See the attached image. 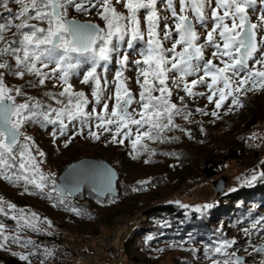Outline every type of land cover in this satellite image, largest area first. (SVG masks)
I'll list each match as a JSON object with an SVG mask.
<instances>
[{"label":"snow or ice","instance_id":"6c2138e0","mask_svg":"<svg viewBox=\"0 0 264 264\" xmlns=\"http://www.w3.org/2000/svg\"><path fill=\"white\" fill-rule=\"evenodd\" d=\"M10 3L17 5L18 11L13 12ZM160 4L170 15L161 14ZM178 6L179 10L176 0H0V9L9 13L8 21L0 23V42H3L0 47V176L10 184L23 182L25 192H29L31 185L34 191L29 194H45L52 199L51 193L45 192L50 176L41 171L43 161L37 159L45 153L21 131L30 122L58 124L61 136L67 134L72 124L75 132L65 141V147L75 135H84L86 128L87 136L93 140H100L105 132L111 134V143L123 144L129 139L133 159L148 153L149 159L144 163H150L156 153L145 141L165 142L170 139L163 135L165 130L179 127L174 117L188 119L190 115L185 114L184 96L179 97L180 105L173 102V89L195 97L205 95L194 91L204 86L210 93L208 102L214 103L216 109L231 97L229 111L231 106L243 107L241 95L264 91V0H178ZM92 10H96L103 26L69 19L70 11L87 15ZM197 26L206 33L202 43ZM13 28L15 31H11ZM5 31H10L13 39L7 40ZM165 42H170L171 47H166ZM125 44L128 50L143 45L138 52L140 59L131 61L136 66L139 99L132 94L124 75L130 61V53L122 51ZM209 48L211 55L206 58ZM113 61L118 68L109 81L107 73ZM6 75L20 79L34 76L36 82L29 81V87L57 81L53 87L58 86L59 92L45 95L61 106H45L27 96L23 89L9 87ZM73 77L91 88V101L84 91L74 88ZM110 85L114 91L105 98ZM17 97H25L24 102L18 103ZM109 101L113 102L111 110ZM93 102L100 106V111L95 106L92 111H86ZM197 111L208 115L202 109ZM211 115L218 116V112L212 111ZM93 120L96 130H92ZM74 121L79 123V128ZM132 126H135L134 132ZM257 180H264V172H253L244 183ZM51 183L52 191L63 203V190L55 187V181ZM5 204L16 210V205L0 197V213L4 212ZM212 207L206 204L196 211L204 212ZM18 211L20 215L12 217L17 221L16 234H6L5 224L0 223V250H8L9 243L24 248L33 244L31 240L22 241L18 232L26 227L38 230L37 214L31 213L32 219H29L23 209ZM71 211L83 214L80 209ZM258 225L264 231V217L243 229L244 234L251 236L252 229ZM236 243L235 239L218 240L216 246L205 248V257L211 264H246L245 258L237 256L235 251L228 252ZM253 252L264 254V247L253 246ZM12 255L31 264L29 256L35 253L12 252ZM217 256L222 258H214ZM260 264H264V259Z\"/></svg>","mask_w":264,"mask_h":264},{"label":"trees","instance_id":"16d2710c","mask_svg":"<svg viewBox=\"0 0 264 264\" xmlns=\"http://www.w3.org/2000/svg\"><path fill=\"white\" fill-rule=\"evenodd\" d=\"M8 19L9 16L7 17L6 22ZM5 32L8 33L9 31ZM6 33H4V35ZM8 59L10 62H13L10 57ZM111 66L113 65H109V68ZM86 67L87 66H85L81 72L86 70ZM29 81L36 82V78L34 76H26L24 79H20L11 75H6L5 77V82L9 87H19L23 89L27 96L34 97L36 100L41 101L43 105H51L54 108L61 106L56 104L55 100L45 95L46 92H59L60 88H58V86L56 87L58 90L53 87L55 83L58 84L57 81H46L44 86L38 85L37 87H29ZM256 92L262 91L248 92L246 95L240 96L243 105L246 106L250 104L253 106V109H251L250 116L245 124L242 125V127L233 130L235 138H229L230 142L222 147V149L216 154L211 155L206 152L200 156H195L194 153L189 149L187 150L185 145L183 146L182 144V142L192 143V141L196 140L194 144L199 145L211 137L209 134L210 131L198 129V125L195 128H192L198 123V118L203 116L202 112L197 111L194 107L191 108V111L186 108L185 114H190L188 115V119H183L181 116L174 117V123L179 127L172 128L170 131L165 130L163 133L165 137L170 139L163 143L160 141H145L150 149H155L156 154L151 157L152 162L150 163H144L145 160L149 159L148 153H143L137 158L142 160L141 162L143 166L152 167L150 170H147L148 173L145 174V176L150 175L151 177L147 179V183L143 184L138 182V177H126L122 181L123 189L121 191L123 192V195L127 194V197H136V201L138 202H142V200H139L140 195L152 191L153 196L151 195L150 197H153L154 201L151 200L153 202H151L150 205H148V208L144 211L145 219L144 222H142L143 225L137 229H132V232L122 241L121 251L128 259L126 264H162L160 261L165 254L171 255V260L165 264H211V261L205 257V248L207 246H216L217 241L221 239H235L237 241L232 248L228 249L229 253L235 251L237 255L242 252L241 249L243 247H241L242 244L240 243L245 238H249V236L244 234V228H241L242 225L246 224L248 228H250L251 223L254 220L259 219L257 217L264 216L263 211H260V207L264 204V180H257L252 184H244L234 190L228 191L227 193H222L217 197L216 201L211 204L213 207L204 212L187 210L185 207H181L176 203L162 200V196L159 194L157 188L169 182L167 181V177L169 176L170 171H183L181 176H178L179 174L175 173V177L171 180H176L175 184L180 185V183L183 184L187 181L188 175H191L196 180L200 176L207 178L215 176V174L222 169L224 162L227 160L233 159L237 161L240 160L241 162L243 140L245 138L246 140H250L251 137L249 134L253 127L258 123H264V107L260 104L257 105L256 103L248 101L250 96L258 94ZM197 97L198 96L192 97L194 98V104L196 103ZM24 100L25 97H17L18 103H23ZM213 105L215 104L213 103ZM203 112L208 113V110L205 109ZM90 123L92 125V130H95L94 125L96 121L93 120ZM73 124H75L77 128L80 127L79 123L76 121H74ZM132 127L134 132L135 126ZM26 129L27 131L29 129L32 132L31 136L33 140L38 143L36 148L43 151L46 156L48 149L43 144V140L46 141V137L44 138L42 135L44 133H49L50 131L52 134L54 132L59 133V125L30 122L26 124ZM74 132L75 129L72 127V124H70L67 134L59 136L60 138H63V140H58V138L55 142L65 145V141L69 136L73 135ZM119 138L120 137L117 139ZM111 139V134L105 132L100 140H93L87 136L86 128L85 134L75 135L72 142L68 144V147H72L76 144L75 142L78 141L88 142L84 149L85 152L89 151V153H93V155L105 157L117 165V167L120 165L117 163L118 158L126 157L129 160L137 159H133L134 153L129 139H125L123 144L111 143ZM178 140H180V143H178ZM55 144L56 146L54 145L55 147L51 148L52 151H55L58 148V144ZM111 147L112 149L110 150L109 155H106V152H108ZM252 148L254 151V160L255 157L259 156V153L256 151V146ZM215 151L216 150L213 152ZM164 153H168V155H164ZM79 154L80 153L78 152L74 153L72 159L79 157ZM131 162L133 163L134 161ZM258 163L260 164L261 172H264V155L263 158L258 160ZM119 175L120 178L125 176L122 172H120ZM3 188L13 191L12 194L10 192L6 194L3 191ZM52 188L53 185L50 181L48 187L45 189L46 193H51L52 199H49L45 194H29L34 191L31 185H29V192H25L23 182L19 185L10 184L0 176V197L8 203L23 206L26 210L33 208L34 211L38 212L41 216L47 215V211L50 208L57 212L64 209H70L71 211V206H69L70 208L68 207L70 198L63 197V203H60V197L57 196L55 191H52ZM134 189L136 190L134 191ZM121 197L122 194L119 193L116 197L106 196L104 199H101L91 193L89 189L85 188L78 196V198H81V202L77 204L79 209L85 214L84 220H87V223H90L92 217L98 218V215H96L98 206H105L107 208L113 207L114 203H120ZM87 199L89 200L88 203L86 202ZM82 200L84 203H82ZM37 202L43 204L42 208L35 206ZM70 205H72V203ZM74 206L77 207L75 204ZM3 207L4 212L0 213V223L5 224L7 233L9 234L10 231L17 230V221L12 219V217L14 215H19L16 214L13 209H9L6 204L3 205ZM124 207L126 208L119 209V207H113L111 218L118 217L123 214L124 211L133 209V207ZM5 213L7 214L5 215ZM126 213L129 212L126 211ZM58 226L62 225L60 224ZM233 228L235 233L231 235L229 232ZM94 229L96 228H93L92 226L87 235H92ZM256 229H252V235ZM19 231L21 232V230ZM42 237L48 238L49 236L46 237L42 235ZM9 245L14 246L13 243H9ZM214 258L222 257L217 256ZM262 259H264L263 254L260 260ZM255 263L259 264L257 261H255ZM0 264H28V262L21 261L18 256H13L12 252L8 250H0Z\"/></svg>","mask_w":264,"mask_h":264},{"label":"rangeland","instance_id":"374dc122","mask_svg":"<svg viewBox=\"0 0 264 264\" xmlns=\"http://www.w3.org/2000/svg\"><path fill=\"white\" fill-rule=\"evenodd\" d=\"M11 6L12 3H10V7ZM117 7L118 10L123 11L122 7ZM12 9L13 11L17 10V8ZM69 16L73 17V19L76 18L77 20L81 21H83L82 19H86V21H93L95 23L97 22L100 25H103V22L96 15V10H92L87 15L76 13L75 11H70ZM251 18L253 22H255L256 16L253 15ZM209 27H211V25H209ZM11 31H15V29L13 28ZM197 31L201 34V37L203 39V36L206 34L205 30L198 26ZM4 36L7 40L13 39L10 31ZM165 46L171 47V43L165 42ZM0 47H3V42H0ZM141 47H143V45L139 44V46H137L135 50H128L126 49V44L122 46V51L127 50L130 53L129 65L125 70L124 75L128 78L127 85L131 89L132 94L136 97V99H139L140 88L139 85L135 83L137 77L136 66L133 65L131 61L140 59L138 52ZM211 51V48L206 50V58H210ZM214 62L219 63L218 61ZM110 65L113 66L109 68V72L107 73V78L109 81L112 80L114 73L118 68V65L114 61ZM82 73L83 72H81V75ZM192 78L194 77H190L189 79ZM71 82L73 83L76 90L84 91L89 100H92L91 88L89 86L80 84L78 77H73ZM169 86L171 87V83L169 84ZM54 88L58 90L59 87ZM113 91L114 88L110 85L108 92L105 93V98H107V96L110 95ZM194 91L205 93L204 96L197 95L198 97L196 98L195 104L193 103L194 98L188 97L182 90L177 89H173L172 100L173 102L180 104L179 97L184 96L183 103L187 105L189 111H191L192 107L196 109L208 110L209 114H203V116L199 117L198 123L192 128H195L198 125V129L210 131L209 134L211 135V137L199 145L194 144L196 140L192 141V143L182 142V144L183 146L185 145V148L187 150L189 149L192 153H194L195 156H200L201 154H205L206 152L213 155L230 142L229 138H235L233 130H235L236 128L238 129L245 124L246 120L250 116V112L251 109H253V106L250 104L246 106L243 105V107L231 106V111H229V106L231 104L230 97L229 100L225 102V104L221 108L216 109L213 103L208 102L207 95L210 93L204 86H198L194 89ZM256 93L258 94L250 96L248 101L251 103H256L257 105L260 104L264 107V91ZM156 94L158 95V93ZM112 103V101H109V110H111ZM93 106H95L94 102L88 105V107L86 108L87 111H92ZM95 107L97 111H100V106ZM134 107H138V105H134ZM212 111H217L218 116H212ZM21 131L26 136H30L32 138V132L29 129L27 131L26 125L21 129ZM54 133L56 134L55 137L53 136L51 131L42 135V137H46V141L43 140V144L48 149V152L46 153L48 156L46 155L42 158L37 156L38 160L43 161V163L41 164V171L50 176V181H54L56 176L70 161H74L82 157H99L105 159L117 169L118 174L120 172L125 174L123 178H120L119 175L117 187L119 193L122 194V197L120 199V203H114L113 207L125 209L126 207L124 206H127L128 208L133 207V209L126 210L129 213H126V211H124L123 214L112 219L111 214L113 211V207L107 208L105 206H98V210L96 211V215H98V218L92 217L90 223H87L88 221L84 220V213L81 215H77L75 212L70 211V209H64L60 212H57L51 210L50 208L47 211V215L41 216L38 212H35L33 208H29L26 210L25 208H23V206H19L16 204V210L14 211L18 215H20L18 211L19 209H23L24 213L29 219H32L31 213L37 214L38 219L35 221V223L38 230L34 231L31 228L26 227L21 230V232L19 231L18 234L22 238V241L31 240L33 244L29 245L27 248L21 247L18 244H14V246L8 244V251L25 255L34 252L35 255L29 256L31 264H41L42 261L43 264H126V261L128 259L126 258V255L121 251L122 241L129 233L132 232V229H137L141 225H143L142 222H144L145 219L144 211L148 208V205H150V203L154 201V198L150 197L152 195V191L140 195L139 200H142V202L136 201V197L131 198L127 197V194L123 195V192L121 191L123 189L122 181L126 177L131 178L133 176L135 178H139L137 179L139 180L138 182L147 181V179L151 176H145V174H147V170H150L152 167L143 166L141 162L142 160L139 158H137L136 160H129L126 157L118 158L117 163L120 165L119 167H117V165H115L105 157H102L100 155H93V153H89V151L85 152L84 149L88 142L78 141L75 142L76 144L73 143L74 145L72 144V147H65L64 144L55 142L56 139L59 138L58 140H63V138L59 137V133ZM249 135L251 139L246 140L245 138L242 143V161L240 162V160L237 161L233 159L225 161L222 169L211 178L200 176L196 180L191 175H188L186 182L177 185L175 184L176 180H171L173 179V177H175V173H178V176H181L183 171H170L169 176L167 177V181L169 182L157 188L159 194L162 196V200L176 203L181 207L187 206L185 207L187 210H196L198 207H202L203 205L214 203L217 197L221 195L216 194L212 186V183L217 179L223 177L225 178L224 190L222 193H227L228 191L234 190L244 185L245 178H250L253 172H261V167L259 164L261 160L259 161V163L258 160L263 158L264 155V123H258L256 126H254ZM55 143L58 144V148L57 150L52 151L51 148H54L56 146ZM178 143H180V140H178ZM37 144L38 143L35 142L36 146ZM255 146L257 147L256 151L257 153H259V156L255 157L253 160L254 151L252 150V147ZM111 149L112 147L108 152H106V155H109ZM214 150L216 151L213 152ZM77 152L80 153L79 157L72 159L74 153ZM33 154H36V148H33ZM131 161L134 162L132 163ZM3 191L6 194H8V192L12 194L13 192L11 190H7L6 188H3ZM80 194L74 197L68 196L70 198L68 207L71 206L72 209H79L77 203L81 202V198H78ZM86 202L88 203L89 200L87 199ZM71 203L72 205H70ZM82 203H84L83 200ZM74 204L77 207H75ZM35 206L42 208L43 204H41V202H37ZM260 209V211H263L264 213V204L260 207ZM257 218L260 219L261 217ZM60 224L62 226H58ZM92 226L96 229H94L93 234L89 236L87 234L89 233L88 231ZM241 228L245 229L248 228V226L246 224H243ZM234 233L235 231L233 228L231 229L229 234L232 235ZM9 234H16V230L10 231ZM42 235L49 237L43 238ZM240 244H242L241 247L243 248L241 249L242 252L238 253L237 256L244 257L246 260V264H256L255 261L259 262L260 264V258H262V254L254 253L253 246L264 247V231L261 230V226L259 225L258 228L254 231V234L249 236L248 239L245 238ZM245 249H247V251H245ZM249 253H251V255H249ZM169 260H171V255L165 254L160 263L165 264Z\"/></svg>","mask_w":264,"mask_h":264},{"label":"water","instance_id":"95a60500","mask_svg":"<svg viewBox=\"0 0 264 264\" xmlns=\"http://www.w3.org/2000/svg\"><path fill=\"white\" fill-rule=\"evenodd\" d=\"M77 21L81 23L86 22L81 20ZM118 179L119 174L117 169L105 159L99 157H82L67 163L54 181L55 187L63 190V197H74L87 188L94 195L104 199L106 196L116 197L119 195L117 187ZM224 184V177L212 183L216 194H222Z\"/></svg>","mask_w":264,"mask_h":264},{"label":"flooded vegetation","instance_id":"af4514ba","mask_svg":"<svg viewBox=\"0 0 264 264\" xmlns=\"http://www.w3.org/2000/svg\"><path fill=\"white\" fill-rule=\"evenodd\" d=\"M176 5H177V10H179V6H178V0H176ZM13 6V7H12ZM12 8H14V9H16L17 8V10L16 11H18V6L17 5H13L12 4ZM16 7V8H15ZM158 7L159 8H161V14L162 15H170L169 13H167V12H164L162 9H163V5L162 4H160V5H158ZM16 11H13V12H16ZM9 16V13L8 12H6V11H4L3 9H0V23H6V20H7V17ZM69 19H73V17H71V16H69ZM76 19V18H75ZM83 21H86V19H82ZM97 23V22H96ZM99 24V23H98ZM169 24H171V20L169 21ZM101 26H103V25H101ZM161 27H163V22H162V24H161ZM197 28H198V26H197ZM201 43L203 42V39H202V37H201V41H200ZM137 46H139V45H137ZM136 46V47H137ZM179 50V49H178Z\"/></svg>","mask_w":264,"mask_h":264},{"label":"bare ground","instance_id":"6f19581e","mask_svg":"<svg viewBox=\"0 0 264 264\" xmlns=\"http://www.w3.org/2000/svg\"><path fill=\"white\" fill-rule=\"evenodd\" d=\"M68 197V196H67Z\"/></svg>","mask_w":264,"mask_h":264}]
</instances>
